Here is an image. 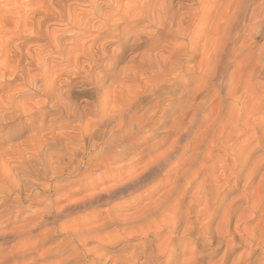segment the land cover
<instances>
[{
    "label": "clouds",
    "instance_id": "clouds-1",
    "mask_svg": "<svg viewBox=\"0 0 264 264\" xmlns=\"http://www.w3.org/2000/svg\"><path fill=\"white\" fill-rule=\"evenodd\" d=\"M48 17L60 38L26 56ZM10 18L0 264H264V177L255 196L240 167L264 174V0H0Z\"/></svg>",
    "mask_w": 264,
    "mask_h": 264
},
{
    "label": "bare ground",
    "instance_id": "bare-ground-1",
    "mask_svg": "<svg viewBox=\"0 0 264 264\" xmlns=\"http://www.w3.org/2000/svg\"><path fill=\"white\" fill-rule=\"evenodd\" d=\"M30 2V0H29ZM55 2V0H54ZM64 24H67V19L64 20L63 23L58 22L57 19L55 17H48L45 22L41 25V32H40V36L41 38L38 39L36 36H22L20 38V45H21V49L22 51H25V55L27 56V53L30 51L31 54L33 56L36 57H41L45 54L46 52V48L44 47L45 43L49 40L51 41H55L57 39H59V34L62 32ZM49 25L51 27H49ZM4 28H7L9 30V35H11V30L12 29H16L17 31H22L23 30V26L20 24H17L14 20H12L11 18L8 20L7 24L4 25L3 27H0V39L5 38L4 37ZM34 31V30H33ZM261 37H257L256 40L259 43L261 41ZM9 47H12L13 45V41L9 40L8 42ZM31 46V47H29ZM86 45L81 43L78 46H74L72 47L69 52L72 55L73 59L78 63V64H82L83 60H82V56H81V52L83 50V48H85ZM126 55V53H125ZM21 64H24V60L21 61ZM67 70H64L62 72V74H67ZM135 84L133 82H129L128 84V91L134 92L135 91ZM235 139L240 140L241 142L243 141V134L242 132H237ZM24 150L30 151V146L26 145V147L24 148ZM11 159V157H9ZM252 163H249L248 161L242 160L240 163V167H242L244 169V176L245 179L247 180L248 183V187L249 190L255 195V196H259L260 194V190H261V179L262 177H264V174H262L260 171H257L255 174H252L251 177L249 178V173L252 170ZM73 178L72 177H66L63 181V183H65L66 185H71L73 183ZM192 191V186L189 187V192ZM80 192H71L68 195V200L70 201H80ZM77 197H75V196ZM74 196V197H73ZM63 203V202H62ZM84 204H87V201L83 202ZM69 207H81L80 203H70ZM221 208V204L220 202H217L216 205V211L219 212ZM215 215V213H214ZM234 215L236 217H239V210H237L236 213H234ZM220 225H222L227 231L229 232H235L237 230L238 224L242 223V221H240L239 219H233L232 216H227V215H221L220 221L218 222ZM237 239L239 238V235L237 234Z\"/></svg>",
    "mask_w": 264,
    "mask_h": 264
},
{
    "label": "rangeland",
    "instance_id": "rangeland-1",
    "mask_svg": "<svg viewBox=\"0 0 264 264\" xmlns=\"http://www.w3.org/2000/svg\"><path fill=\"white\" fill-rule=\"evenodd\" d=\"M25 147H26V145H25ZM25 147H24V148H25ZM10 157H11V156H10ZM74 196H75V195H74ZM74 196H73V197H74ZM77 196H78V195H77ZM77 196H75V197H77ZM79 196H81V194H80Z\"/></svg>",
    "mask_w": 264,
    "mask_h": 264
}]
</instances>
